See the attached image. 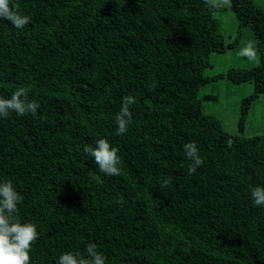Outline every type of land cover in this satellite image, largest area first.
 <instances>
[{
  "label": "trees",
  "instance_id": "1",
  "mask_svg": "<svg viewBox=\"0 0 264 264\" xmlns=\"http://www.w3.org/2000/svg\"><path fill=\"white\" fill-rule=\"evenodd\" d=\"M12 4L31 22L0 21V94L26 86L41 108L0 119V180L12 179L24 198L18 218L38 225L30 264L83 254L90 242L106 264H264V208L250 197L264 184V135L243 133L264 93V9L229 0L238 26L226 42L214 16L224 7L213 0ZM244 26L256 65L204 75L210 54L236 45ZM220 77L253 84L240 98L237 132L203 111L198 90ZM128 96L132 120L117 135ZM101 137L119 148V176L83 152ZM193 141L204 163L189 175L183 144Z\"/></svg>",
  "mask_w": 264,
  "mask_h": 264
},
{
  "label": "clouds",
  "instance_id": "2",
  "mask_svg": "<svg viewBox=\"0 0 264 264\" xmlns=\"http://www.w3.org/2000/svg\"><path fill=\"white\" fill-rule=\"evenodd\" d=\"M7 20L16 29H23L31 22L30 15L20 12L12 0H0V21ZM134 98L128 96L122 101L120 111L115 117L116 134L123 135L128 131L132 120L130 106ZM41 108L40 103L30 98V89L19 86L12 92L10 98L0 94V119H7L11 114L35 116ZM43 118V117H42ZM83 152L90 158L99 171L106 176L121 174L122 160L119 148L112 144L107 137H101L94 144L83 147ZM183 152L190 161L188 174H194L203 165L204 159L196 142L183 144ZM101 182L99 175L93 177ZM172 183L171 178H164L161 187ZM252 203L264 208V184H257L250 189ZM23 196L17 190L12 179L0 180V264H30L34 242L38 239V225L32 220L18 218ZM106 256L97 249L94 243H88L85 253L80 251H65L55 257V264H106Z\"/></svg>",
  "mask_w": 264,
  "mask_h": 264
},
{
  "label": "rangeland",
  "instance_id": "3",
  "mask_svg": "<svg viewBox=\"0 0 264 264\" xmlns=\"http://www.w3.org/2000/svg\"><path fill=\"white\" fill-rule=\"evenodd\" d=\"M224 7L223 10L214 12L220 21V30L226 42L233 41L236 37L237 20L232 10L229 9V0H213ZM257 1V2H256ZM264 4V0H255ZM258 51L255 38L249 26H244L238 43L225 52H212L210 54L211 66L204 70V75L224 73L228 67L249 68L258 62ZM253 90L251 81L232 83L225 77L216 81L203 84L198 94L202 101L203 111L215 114L229 132H237V119L240 98ZM245 135H264V93L258 95L247 115L244 125Z\"/></svg>",
  "mask_w": 264,
  "mask_h": 264
},
{
  "label": "crops",
  "instance_id": "4",
  "mask_svg": "<svg viewBox=\"0 0 264 264\" xmlns=\"http://www.w3.org/2000/svg\"><path fill=\"white\" fill-rule=\"evenodd\" d=\"M257 2V1H256ZM255 2V3H256ZM259 2V1H258ZM229 4V3H228ZM257 4V3H256ZM258 6H260L262 9H264V4L262 2H259V4H257Z\"/></svg>",
  "mask_w": 264,
  "mask_h": 264
}]
</instances>
